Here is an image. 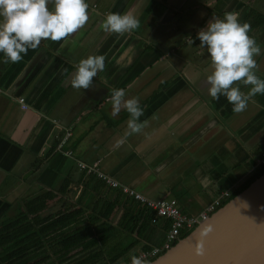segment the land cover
<instances>
[{
    "label": "crops",
    "instance_id": "crops-1",
    "mask_svg": "<svg viewBox=\"0 0 264 264\" xmlns=\"http://www.w3.org/2000/svg\"><path fill=\"white\" fill-rule=\"evenodd\" d=\"M87 2L89 18L75 32L42 40L18 62L0 63V225L17 217L23 199L50 191L53 198L34 199L45 203L38 217L72 211L84 221L103 208L109 215L97 221L109 223L123 244L139 238L116 261L124 264L129 252L160 246L168 221L157 218L141 234L128 233L132 219L125 212L131 205L134 213L144 208L79 164H96L151 199L174 198L193 214L221 191L231 194L251 183L264 148V94L241 112H233L223 95L213 100L206 82L210 57L196 33L212 18L237 12L261 48L255 71L264 78V0ZM109 12L136 16L140 26L124 34L104 31ZM89 54H103L105 69L88 89L74 88V65ZM234 83L245 93L251 87ZM113 88H123L125 99H139L145 122L140 132L125 136L129 114L123 108L112 114Z\"/></svg>",
    "mask_w": 264,
    "mask_h": 264
},
{
    "label": "clouds",
    "instance_id": "clouds-1",
    "mask_svg": "<svg viewBox=\"0 0 264 264\" xmlns=\"http://www.w3.org/2000/svg\"><path fill=\"white\" fill-rule=\"evenodd\" d=\"M88 9L87 0H0V53L3 54L0 63L18 62L42 40L60 41L75 32L87 22ZM139 26L136 16L119 12L107 13L101 22L104 31L116 34L130 33ZM250 27L247 21H240L237 12H225L222 17L206 22L196 33L200 47L206 49L211 61L212 70L206 75L207 94L213 100L225 96L233 112L243 111L252 97L264 94V78L255 71V56L261 48L249 35ZM188 43L193 44V39ZM104 69L103 54L81 58L71 74L72 87L88 89L93 77ZM237 81L251 86L247 93L234 83ZM110 102L113 115L121 108L129 114L125 136L142 130L145 122L139 119L143 109L137 97L125 99L123 88H113ZM137 254L129 252L127 264H152L146 254Z\"/></svg>",
    "mask_w": 264,
    "mask_h": 264
},
{
    "label": "trees",
    "instance_id": "trees-1",
    "mask_svg": "<svg viewBox=\"0 0 264 264\" xmlns=\"http://www.w3.org/2000/svg\"><path fill=\"white\" fill-rule=\"evenodd\" d=\"M251 18L252 15L250 14L246 20ZM255 22L257 23L256 20ZM262 173H264V167L258 169L254 179ZM246 185L244 188L249 184ZM244 188L231 193L228 199L222 202V205ZM53 196L50 191H45L40 194L37 192L32 197V201L23 199L24 205L17 209V217L0 225V264H117L116 261L138 242L139 238H127L123 244L122 239H119L118 235L112 232L109 223L101 219L97 221V218H105L103 208L98 217L90 216L84 221H77V218L81 216L72 211L49 214L46 215V218L38 217L37 212L45 206V203L40 204L34 199L38 197L49 199ZM134 201L136 200L133 198L127 199L130 204ZM140 205L144 208L143 212L146 211V213H143L139 207L137 210L135 209L136 213H134L131 211L134 209V205H131L125 212V218L130 217L132 219L127 229L128 233H133L137 229L138 233L141 234L146 230L148 222L154 217L149 208ZM147 210L152 212L151 217L147 215ZM108 215L109 211L105 216L108 217ZM168 227L169 224L167 223L166 230ZM191 230H182L180 238L185 237ZM56 231L57 233H55ZM56 234L58 235L55 236ZM30 236L31 238H29ZM40 247H45L44 252H42L43 255L41 254V258L33 259L37 254L35 251ZM151 248L145 245L143 250ZM163 252L160 251L157 256ZM155 258L156 256L149 260L152 261Z\"/></svg>",
    "mask_w": 264,
    "mask_h": 264
},
{
    "label": "water",
    "instance_id": "water-1",
    "mask_svg": "<svg viewBox=\"0 0 264 264\" xmlns=\"http://www.w3.org/2000/svg\"><path fill=\"white\" fill-rule=\"evenodd\" d=\"M152 264H264V173Z\"/></svg>",
    "mask_w": 264,
    "mask_h": 264
},
{
    "label": "built area",
    "instance_id": "built-area-1",
    "mask_svg": "<svg viewBox=\"0 0 264 264\" xmlns=\"http://www.w3.org/2000/svg\"><path fill=\"white\" fill-rule=\"evenodd\" d=\"M18 101L22 109L27 108L23 98H19ZM79 166L86 169L87 172L94 173L108 186L116 189L117 191L130 198H133L144 207L149 208L154 214L151 222H156L157 218L159 217H163L169 221V227L165 232L164 239L161 245L152 247L149 250H142L137 254H146L147 259H151L152 257L154 258L159 254L160 251H165L172 247L180 239V233L182 232V230L189 231L195 228L198 223L207 219L214 211L221 207L222 202L228 199L230 195L227 191H221L218 196L203 210L199 211L196 214L185 213L182 212L177 200L174 198L151 199L144 196L140 192H137L131 187H128L127 185H124L123 183H120L119 181L108 177L105 173L99 172L96 168V164L92 166H86L85 164L80 163ZM257 167L259 169L261 167H264V148L259 151V156L257 158Z\"/></svg>",
    "mask_w": 264,
    "mask_h": 264
}]
</instances>
